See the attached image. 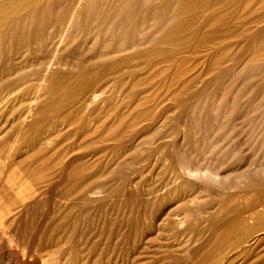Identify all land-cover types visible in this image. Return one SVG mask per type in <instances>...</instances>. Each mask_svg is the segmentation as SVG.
<instances>
[{
    "label": "rangeland",
    "instance_id": "374dc122",
    "mask_svg": "<svg viewBox=\"0 0 264 264\" xmlns=\"http://www.w3.org/2000/svg\"><path fill=\"white\" fill-rule=\"evenodd\" d=\"M188 1L95 0L48 75L76 0H44L1 34L0 79L16 90H0V264L264 263V0H211L186 32Z\"/></svg>",
    "mask_w": 264,
    "mask_h": 264
},
{
    "label": "bare ground",
    "instance_id": "6f19581e",
    "mask_svg": "<svg viewBox=\"0 0 264 264\" xmlns=\"http://www.w3.org/2000/svg\"><path fill=\"white\" fill-rule=\"evenodd\" d=\"M43 1L44 0H0V36H1V34L2 33H5L6 31H9L11 28L10 27H15V26H10V25H17L16 27H18V28H22V26H26V23L28 22L27 20H25V21H22L21 20V17H22V15L23 14H27V13H29V12H32V13H34V10H35V8H37V7H43L42 6V3H43ZM175 2H176V0H174ZM183 1V0H182ZM186 1H188V0H186ZM192 1V5L190 6V8L192 9V8H194V9H190V11H192V12H190V13H188V14H183L182 16H177V20L176 21H178V24L177 25H179V27L178 26H176L177 27V29L178 28H181L180 26H187V27H189V30L191 29V28H193L192 26L194 25L193 23H192V21H194L196 18H198L199 16H198V13L200 12V10H199V8H204V7H206V6H208L210 3V1L211 0H191ZM214 1H217V0H213V2ZM218 1H221V0H218ZM249 1H251V0H249ZM248 1V2H249ZM58 2V1H57ZM222 2V1H221ZM225 2V1H224ZM226 2H227V0H226ZM239 2V1H238ZM258 2V1H257ZM188 3H189V1H188ZM207 3H208V5H207ZM215 3V2H214ZM218 3V2H217ZM223 3V2H222ZM221 3V4H222ZM228 3H230L231 4V2L228 0ZM252 4H253V2H251ZM263 3V2H262ZM181 4H182V2H181ZM186 4H187V2H186ZM226 4V3H225ZM247 4V3H246ZM245 3H244V5H246ZM46 5V4H45ZM91 6L90 8H91V11H86L87 9H86V7L87 6ZM173 5H175V3L173 4ZM183 5V4H182ZM206 5V6H205ZM212 5H214V4H212ZM216 6V5H215ZM220 6V5H219ZM232 6V5H231ZM230 6V7H231ZM238 6H240V5H238ZM238 6H233L234 8L235 7H237L238 9L237 10H240V8L238 7ZM242 6H243V4H242ZM264 6V5H263ZM95 7H96V3H95V0H76V2L74 3V5L72 6V8H71V10H69V12H68V15H67V18L66 19H64V21H65V23H64V25H62V29H61V31L59 32V34H58V37H57V39H56V44H55V47L53 48V50H52V53H51V57H50V60L47 62V64H45L44 66H45V71H44V73L46 72V74L48 75V73L50 74V72H51V69H52V67H55V65L56 66H58V67H60V65L58 64V61H57V59H56V56L57 55H59V53L63 50V48L67 45V41L71 38V37H73V36H75V34H76V32L77 31H79L84 25H85V23H87V21H89V20H91V15L90 14H92L93 12H94V10H95ZM163 7V6H162ZM184 7V6H183ZM186 7V6H185ZM226 7V6H225ZM232 7V8H233ZM249 7L250 6H248V9H249ZM257 7V6H256ZM255 7V8H256ZM258 7H260V3L258 4ZM262 7V6H261ZM130 8V7H129ZM207 8V7H206ZM229 8V7H228ZM245 8V7H244ZM252 8H253V6H252ZM43 9L44 8H42L41 9V13L39 14V16H40V18L43 16ZM131 9V8H130ZM175 9V8H174ZM178 9H180V8H178ZM185 9V8H184ZM196 9H198L199 11L198 12H196ZM208 9V8H207ZM206 9V10H207ZM188 10V9H187ZM210 10V9H209ZM215 10H218L217 8L215 9ZM214 10V11H215ZM250 10H251V8H250ZM249 10V11H250ZM258 10V9H257ZM261 10V9H260ZM161 11V10H160ZM184 11V10H183ZM182 11V12H183ZM189 11V10H188ZM255 11V10H254ZM259 11V10H258ZM171 12V11H170ZM182 12H180V13H182ZM203 12V11H202ZM210 12H212V11H210ZM237 12V11H236ZM108 13V12H107ZM187 13V12H186ZM256 13V12H255ZM176 14H178L177 13V10H176ZM203 14V13H202ZM201 14V15H202ZM263 14V13H262ZM55 15H56V13L54 14V17H55ZM261 15V14H260ZM30 16V15H29ZM174 16V18H175V15H173ZM97 17V16H96ZM173 18V17H172ZM204 18H205V16H204ZM208 18H210V17H208ZM259 18V17H258ZM261 18H262V16H261ZM261 18H259V19H261ZM206 21L207 20H212V18H210V19H205ZM226 20V19H225ZM30 22H31V20H30ZM41 22L42 21H40V24H41ZM210 21H208V23H209ZM228 22V21H227ZM12 23V24H11ZM14 23V24H13ZM201 23V22H200ZM204 23H206V22H204ZM212 23H214V21L212 22L211 21V25L212 26H214V24H212ZM220 23V22H219ZM30 24V23H29ZM210 24V23H209ZM209 24L207 25V26H209ZM221 24V23H220ZM28 25V24H27ZM51 25H52V23H51ZM191 25V26H190ZM223 25V27H224V24H222ZM222 25H220V26H222ZM41 26V25H40ZM48 26V25H47ZM46 26V27H47ZM94 26V25H93ZM174 26V25H173ZM211 26V27H212ZM219 26V27H220ZM187 27H184V28H187ZM191 27V28H190ZM198 27H200V26H198ZM215 27V26H214ZM17 28V29H18ZM209 28H210V26H209ZM14 29V28H13ZM33 29V28H32ZM171 29V28H170ZM183 28H181V30H182ZM194 29V28H193ZM204 29H205V27H204ZM207 29V28H206ZM223 29V28H222ZM19 30V29H18ZM42 30V29H41ZM173 31L174 30H176V28L175 29H172ZM180 30V31H181ZM184 30V29H183ZM11 31V30H10ZM13 31V30H12ZM48 31V30H47ZM46 31V32H47ZM94 31V30H93ZM142 31V30H141ZM177 31H179V30H177ZM176 31V32H177ZM184 31H186V30H184ZM191 31V30H190ZM198 31V30H197ZM202 31V30H201ZM213 31V30H212ZM212 31L210 32V31H208V33L210 34V38H211V36L212 35H215L217 32L216 31H218V30H216L215 32L213 31V33H215V34H212ZM171 32V31H170ZM183 32V31H182ZM182 32H177L179 35H183L184 34V32H183V34H182ZM186 32H188V28H187V31ZM191 32H193V31H191ZM195 32V31H194ZM203 32V31H202ZM220 32V31H219ZM11 33V32H10ZM10 33H8V34H6V36L5 37H9L8 39H12V37H11V35H9ZM140 33V32H139ZM138 33V35H140ZM205 35L207 34V32L206 33H204ZM203 34V35H204ZM209 34H207V36H209ZM219 34V33H218ZM9 35V36H8ZM14 35V34H13ZM95 35V34H94ZM138 35H137V37H138ZM167 35V34H166ZM178 35V36H179ZM191 35V34H190ZM189 35V36H190ZM219 35H221V33L219 34ZM16 36V35H15ZM127 36V35H126ZM187 36V35H186ZM186 36H184V37H186ZM207 36H206V39H208L207 38ZM225 36V35H224ZM4 37V38H5ZM142 37V36H141ZM140 37V38H141ZM216 37V36H215ZM14 38V37H13ZM175 38V37H174ZM174 38H172V39H174ZM180 37H178V38H176V39H179ZM190 38V37H189ZM209 38V39H210ZM212 38H213V36H212ZM211 38V39H212ZM6 39V38H5ZM14 39H16V38H14ZM110 39H112V38H110ZM216 39V38H215ZM1 40V39H0ZM13 40V39H12ZM48 40V39H47ZM54 40V39H53ZM161 40V39H160ZM168 40V39H167ZM169 40H170V37H169ZM168 40V41H169ZM130 41V40H129ZM180 41V40H179ZM204 41H206V40H204ZM207 41H209V40H207ZM211 41V40H210ZM167 42V41H166ZM170 43H173V41L171 42V40L169 41ZM3 43V42H2ZM163 43V42H162ZM1 44V43H0ZM166 44V43H165ZM168 44V43H167ZM183 44V43H182ZM175 46V45H174ZM176 46H178V45H176ZM106 47V46H105ZM133 47H135V45L133 46ZM116 48V47H115ZM136 48V47H135ZM113 49H114V47H113ZM130 49H131V47H130ZM121 51V50H120ZM124 51V50H123ZM126 52V51H125ZM124 52V53H125ZM129 52V51H128ZM39 53V52H38ZM117 53V52H116ZM123 53V52H122ZM40 56H41V50H40ZM39 54H37L38 56H39ZM45 54V53H44ZM35 55H36V53H35ZM36 55V58L38 59V56ZM39 56V57H40ZM106 56H108V55H106ZM105 57V56H104ZM33 58V57H32ZM122 58H124V57H122ZM42 59V58H41ZM124 60V59H123ZM37 61V60H36ZM46 61V60H45ZM116 61V60H115ZM141 61V60H140ZM38 62L40 63V60H38ZM37 63V62H36ZM44 63H46V62H44ZM119 63V62H118ZM124 63H126V61L124 62ZM58 64V65H57ZM138 64V63H137ZM144 64H146V63H144ZM115 65H117V64H115ZM127 65V64H126ZM141 65V64H140ZM38 66H40V64L38 65ZM112 66H114V65H112ZM143 66V65H142ZM142 66H140V67H142ZM117 67V66H116ZM120 67V66H119ZM122 67H124V65H122ZM42 68V67H41ZM121 68V67H120ZM127 68V67H126ZM126 68L125 69H123L122 71H124V70H126ZM139 68V67H138ZM109 69V68H108ZM141 69V68H140ZM143 69V68H142ZM11 70V68L10 67H8L6 70H5V73H6V71H8V73L7 74H9V71ZM107 70V69H106ZM114 70V69H113ZM117 70H119V68L117 67ZM128 70V69H127ZM132 70V69H131ZM4 71V70H3ZM3 71H1V73H0V75H2L3 73ZM112 71V70H111ZM121 71V72H122ZM143 71V70H142ZM11 72V71H10ZM13 72L14 71H12V74L10 73L9 74V76L10 75H14L13 74ZM115 72V71H114ZM125 72V71H124ZM130 72V71H129ZM53 73V72H52ZM108 73H111L110 71L108 72ZM128 73V72H127ZM127 73H124V74H127ZM7 74H4V75H7ZM45 74V75H46ZM104 74V73H103ZM119 74V73H118ZM112 75V74H111ZM110 75V76H111ZM115 75H116V73H115ZM104 76V75H103ZM109 76V77H110ZM14 77V76H13ZM47 77V76H46ZM1 78L2 79H0V90H5L6 92L9 90V91H15L16 90V87H14V85H13V87H8L6 84L7 83H9L8 81V78L9 77H7L6 79L8 80L7 81V83H5V79L1 76ZM11 78V77H10ZM15 78V77H14ZM14 78H13V80H14ZM49 78V77H48ZM113 78V77H112ZM49 79H51V78H49ZM62 80V79H61ZM42 81H44V80H42ZM51 81V80H50ZM60 80H58V82H59ZM105 81V80H104ZM12 83V82H11ZM14 84H15V82H13ZM46 83V82H45ZM62 83V82H61ZM51 84V83H50ZM59 84V83H58ZM57 84V85H58ZM8 85H10V84H8ZM16 85V84H15ZM50 86V85H49ZM67 86V85H66ZM81 86V84L79 85V83L76 81H74V82H72L68 87H67V89L70 91V94H71V91L72 90H76L77 89V91H78V89L79 88H81L80 87ZM8 87V88H7ZM60 87V86H59ZM79 87V88H78ZM106 87V86H105ZM121 87V86H120ZM124 87V86H123ZM7 88V89H6ZM18 88V87H17ZM58 90H60V89H58ZM96 91V90H95ZM91 92V93H89V95H87V97H84L85 99H83V102L84 103H86L87 105H89V104H93L95 101H97L98 99H99V96L102 94L101 93V91H97V92ZM120 91H121V89H120ZM2 92V91H1ZM4 92V91H3ZM64 91H62V93H63ZM85 92V91H84ZM64 93H66V92H64ZM13 94V93H12ZM69 94V95H70ZM80 94V93H79ZM85 94H86V92H85ZM10 95H11V93H10ZM9 95V96H10ZM81 95V94H80ZM1 96H2V94H1ZM7 96V95H6ZM8 96V97H9ZM63 96V95H62ZM85 96V95H84ZM13 97V96H12ZM11 97V98H12ZM70 96H67L66 98H69ZM65 98V97H64ZM72 98V97H71ZM79 98V97H78ZM83 98V97H82ZM13 99V98H12ZM78 100V99H77ZM5 101H6V97L5 96H3V97H0V105H3L4 103H5ZM54 101V100H53ZM67 101H68V99H67ZM60 102V101H59ZM58 102V103H59ZM81 102V101H80ZM55 103V102H54ZM78 104V103H77ZM76 104V105H77ZM54 107V106H53ZM211 109V108H210ZM213 112V111H212ZM213 114V113H212ZM223 114V113H222ZM185 158V157H184ZM43 161V160H42ZM43 162H45V161H43ZM40 164V163H39ZM44 168V167H43ZM42 168V169H43ZM46 168V167H45ZM37 169V168H36ZM40 169V168H39ZM185 174H187L188 176H190V177H192L193 179H196V180H205L206 179V177L207 176H209V174L210 173H212L210 170H208V171H210V173L208 174L207 172L205 173V172H201L200 170H195V169H191L190 167H189V165H187V166H185ZM35 170V169H34ZM47 170V169H46ZM49 170V169H48ZM40 171V170H39ZM77 171H79V170H77ZM184 171V170H183ZM23 172V171H22ZM31 172V171H30ZM37 172V171H36ZM45 172H47V171H45ZM70 172V171H69ZM261 172V171H260ZM39 173V172H38ZM41 173V172H40ZM43 173V172H42ZM42 173H41V175H42ZM48 173V172H47ZM71 173V172H70ZM78 173V172H77ZM27 174H29V173H27ZM46 174V173H45ZM44 174V175H45ZM79 174V173H78ZM9 175V174H8ZM22 174H20V176H21ZM32 175V178H33V175H34V173L33 174H31ZM30 175V176H31ZM54 175V174H53ZM75 175V174H74ZM12 176H14V175H12ZM24 176V175H23ZM37 177H38V175H36ZM75 176H77V174L75 175ZM79 176V175H78ZM42 177V176H41ZM17 178V177H16ZM18 178H19V176H18ZM17 178V179H18ZM22 178V177H21ZM26 178H27V176H26ZM31 178V179H32ZM36 178V177H35ZM32 179V180H36V179ZM51 178V177H50ZM10 179H13L12 177L10 178ZM30 179V180H31ZM38 179H41V178H38ZM36 180V181H39V180ZM68 179V178H67ZM70 179V178H69ZM7 180V179H6ZM6 180H4V181H6ZM24 180V179H23ZM25 180H27V179H25ZM31 180V181H32ZM15 181V180H14ZM6 182H9L8 180L6 181ZM27 182V185H28V181H26ZM26 182H23L24 183V185L26 184ZM46 182V181H45ZM79 182V181H78ZM11 183V182H10ZM14 183V182H13ZM21 183V182H20ZM19 183V185L21 186V184ZM23 183H22V185H23ZM50 183V182H49ZM73 183V182H72ZM252 183V182H251ZM5 184H9V183H5ZM30 184V183H29ZM63 184V183H62ZM27 185H25V186H27ZM37 186H38V184H36ZM41 185H43V184H41ZM71 185V184H70ZM24 186V187H25ZM34 186V185H33ZM39 186H40V184H39ZM13 187H14V185H13ZM12 187V188H13ZM16 187H18V186H16ZM30 187H32V186H30ZM72 187V186H71ZM81 187H83V185L81 186ZM23 187H18L17 189H22ZM35 188V187H34ZM38 188V187H37ZM45 188V187H44ZM77 188V187H76ZM9 189V188H8ZM39 189V188H38ZM43 189V188H42ZM71 189V188H70ZM11 190V189H10ZM14 190V189H13ZM12 190V191H13ZM40 190V189H39ZM79 190H81V188H79ZM15 191V190H14ZM13 191V193L14 194H12V196L14 197L13 199H11L12 200V202L15 200V192ZM20 191V193H21V190H19ZM35 191H37V190H35ZM70 191V190H69ZM7 192V191H6ZM77 192H78V189H77ZM92 192V191H91ZM9 193V192H8ZM27 193V192H26ZM39 193V192H38ZM41 193V192H40ZM69 193V192H68ZM68 193H67V195H68ZM96 193V192H95ZM5 194V193H4ZM21 194H23V192L21 193ZM21 194H19L20 196H22ZM29 194V193H28ZM27 194V195H28ZM33 194V193H32ZM37 194V193H36ZM74 195L75 194V192L74 193H71V195ZM77 194V193H76ZM90 194V193H89ZM249 194V193H248ZM8 195V194H7ZM18 195V194H17ZM16 195V196H17ZM26 195V196H27ZM40 195V194H39ZM93 195H95V194H93ZM252 195V194H251ZM9 196V195H8ZM7 196V197H8ZM32 196H34V195H32ZM88 196V195H87ZM92 196V195H91ZM96 196H97V194H96ZM17 197H19V196H17ZM16 197V199L17 200H15V202L17 203V201H18V199L19 198H17ZM71 196H69L68 197V199L70 198ZM249 197V196H248ZM247 197V198H248ZM11 198V197H10ZM23 198V197H22ZM29 198V197H28ZM31 198V197H30ZM38 198V197H37ZM36 198V200H38ZM66 199H67V197H65ZM45 199V198H44ZM67 199V200H68ZM21 200H23V199H21ZM27 200V199H26ZM257 200H259V199H257ZM10 201V200H9ZM28 201V200H27ZM31 201V200H30ZM33 201V200H32ZM64 201V200H63ZM242 201H243V199H242ZM242 201H241V203H242ZM62 202V201H61ZM60 202V203H61ZM66 202V201H65ZM72 202V201H71ZM18 203H20V202H18ZM36 203V202H35ZM67 203V202H66ZM94 203V202H93ZM21 204V203H20ZM24 204V203H23ZM81 204H84L83 202L81 203ZM95 204V203H94ZM22 205V204H21ZM63 205H65V204H63ZM264 206V204H261V207H263ZM52 206V205H51ZM68 206V205H67ZM244 206V205H243ZM23 207V206H22ZM57 207V206H56ZM70 207V206H69ZM83 207V206H82ZM252 207H253V205H252ZM18 208H20V207H18ZM17 208V209H18ZM50 208H53V207H50ZM70 208H72V207H70ZM73 208H75V207H73ZM264 208V207H263ZM261 209V211H263L264 209ZM23 209V208H22ZM60 209H61V207H60ZM69 209V208H68ZM2 210V209H1ZM0 210V211H1ZM5 210V209H4ZM31 210V209H30ZM55 210H56V208H55ZM96 210H97V207H96ZM253 210V209H252ZM14 211H16V209L14 210ZM24 211V210H23ZM52 212V214H53V210H51ZM57 211V210H56ZM59 211V210H58ZM69 211H71V209L69 210ZM68 211V212H69ZM42 212V211H41ZM72 212V211H71ZM96 212V211H95ZM9 213H12V211L11 212H9ZM24 213V212H23ZM60 212H58V214H59ZM66 213V212H65ZM70 213V212H69ZM68 213V214H69ZM218 213V212H217ZM21 214H22V212H21ZM57 214V213H56ZM67 214V215H68ZM250 214V213H249ZM255 214V213H254ZM262 214V213H261ZM1 215V214H0ZM18 215V214H17ZM55 215V214H54ZM64 215H66V214H64ZM74 215H75V213H74ZM5 216V215H4ZM22 216V215H21ZM53 216V215H52ZM218 216H220V215H218ZM249 216V215H248ZM247 216V217H248ZM262 216H264V211H263V215ZM19 217H20V215H19ZM51 217V216H50ZM54 217V216H53ZM59 217V216H58ZM74 217V216H73ZM82 217V216H81ZM217 216H215V218H216ZM246 217V216H245ZM14 218V217H13ZM66 218H68V217H66ZM212 218V217H211ZM210 218V219H211ZM220 218V217H219ZM250 218V217H249ZM4 219V218H3ZM8 219V218H7ZM17 219H19V218H17ZM52 219V218H51ZM61 219V218H60ZM65 219V218H64ZM97 219V218H96ZM62 220V219H61ZM212 220H214V219H212ZM211 220V221H212ZM263 220V219H262ZM9 221V220H8ZM11 221V220H10ZM16 221V220H15ZM98 221V220H97ZM96 221V222H97ZM264 221V220H263ZM45 222H47V221H45ZM48 222H49V220H48ZM62 222V221H61ZM65 222V221H64ZM73 222V221H72ZM86 222H87V220H86ZM94 222H95V220H94ZM93 222V223H94ZM110 222V221H109ZM108 222V224L110 225V223ZM261 222V221H260ZM44 223V222H43ZM81 223H82V219H81ZM100 223H102L103 224V222L101 221ZM105 223V222H104ZM112 223V222H111ZM187 223V222H186ZM246 223V222H245ZM249 223V222H248ZM3 224V223H2ZM1 224V225H2ZM8 224V223H7ZM6 224V225H7ZM11 224H12V222H11ZM91 224H92V222H91ZM106 225H107V223H105ZM195 224V223H194ZM43 225H45V224H43ZM50 225H52V224H50ZM58 225V224H57ZM88 225V224H87ZM99 225H101V224H99ZM200 225V224H199ZM201 225H203V224H201ZM214 225V224H213ZM8 226V225H7ZM6 226V227H7ZM12 226V225H11ZM35 226V225H34ZM55 226V225H54ZM71 226V225H70ZM96 226H97V224H96ZM95 226V227H96ZM108 226V225H107ZM177 226V225H176ZM193 226V225H192ZM260 226V225H259ZM9 227V226H8ZM51 227V226H50ZM73 227V226H72ZM80 228H81V226H79ZM94 227V225H92V227L91 228H93ZM100 227V226H99ZM109 227V226H108ZM140 227V226H139ZM199 227V226H198ZM201 227V226H200ZM234 227H236V226H234ZM10 228V227H9ZM8 228V229H9ZM19 228V227H18ZM44 228V227H43ZM84 228V227H83ZM90 228V227H89ZM101 228V227H100ZM107 228V227H106ZM109 228H111V227H109ZM193 228V227H192ZM218 228V227H217ZM240 228V227H239ZM246 228V227H245ZM23 229V228H22ZM41 229V228H40ZM70 229V228H69ZM86 229V228H85ZM155 229H157V228H155ZM200 229V228H199ZM14 230H16L15 228H14ZM73 230V229H72ZM89 230H91V229H89ZM113 230V229H112ZM143 230V229H142ZM197 230H198V228H197ZM211 230V229H210ZM219 230H220V228H219ZM11 231V230H10ZM23 231V230H22ZM60 231H61V229H60ZM88 231V230H87ZM206 231V230H205ZM209 231V230H208ZM214 231V230H213ZM233 231H236V230H233ZM259 231V230H258ZM258 231H256V232H258ZM262 231V230H261ZM41 232V231H40ZM43 232V231H42ZM41 232V233H42ZM53 232V231H52ZM62 232H64V230L62 229ZM70 232V231H69ZM90 233L92 232V231H89ZM88 232V233H89ZM96 232H97V230H96ZM221 232V231H220ZM222 232H223V230H222ZM18 233V232H17ZM22 233V232H21ZM66 233H68V232H66ZM89 233V234H90ZM197 233V232H196ZM210 233V232H209ZM215 233V232H214ZM213 233V234H214ZM225 233V232H224ZM252 233H254L253 231H252ZM12 234H14V233H12ZM24 234V233H23ZM53 234V233H52ZM94 234V233H93ZM212 234V235H213ZM220 234V233H219ZM233 234H235L234 232H233ZM46 235V234H45ZM57 235V234H56ZM71 235V234H70ZM77 235H79V234H77ZM196 236L198 235V234H195ZM228 235V234H227ZM230 235H232V234H230ZM243 235V234H242ZM10 236V235H9ZM18 236V235H17ZM44 236V235H43ZM51 236V235H50ZM99 236V235H98ZM216 236V235H215ZM262 236V235H261ZM37 237H39L40 238V235L39 236H37ZM47 237V236H46ZM46 237H45V239H46ZM58 237H59V235H58ZM70 237V236H69ZM79 237V236H78ZM186 237V236H185ZM199 237H200V235H199ZM221 237V236H220ZM245 237H246V235H245ZM6 238V237H5ZM4 238V239H5ZM11 238V237H10ZM19 238H20V236H19ZM18 238V239H19ZM43 238V237H42ZM41 238V239H42ZM82 238V237H81ZM88 238V237H87ZM91 238V237H90ZM96 238H98V237H96ZM202 238V237H201ZM211 238V237H210ZM239 238V237H238ZM259 238V237H258ZM38 239V238H37ZM59 239V238H58ZM84 239H85V237H84ZM195 239V238H194ZM216 239V238H215ZM242 239V238H241ZM244 239V238H243ZM246 239V238H245ZM22 240V239H21ZM28 239L26 238V241H27ZM39 240V239H38ZM37 240V241H38ZM48 240V239H47ZM56 240V239H55ZM66 240V239H65ZM79 240H81V239H79ZM86 240V239H85ZM184 240V239H183ZM182 240V241H183ZM197 240V239H196ZM199 240H200V238H199ZM223 240H226V239H224L223 238ZM234 240V239H233ZM235 240H236V238H235ZM1 241V240H0ZM5 241H7V239L5 240ZM23 241V240H22ZM26 241H25V243H26ZM46 241V240H45ZM64 241V240H63ZM74 241H75V239H74ZM77 242H78V239L76 240ZM84 241V240H83ZM220 241V240H219ZM240 241V240H239ZM255 241V240H254ZM254 241H253V243H254ZM24 242V241H23ZM207 242V241H206ZM220 242H222V240L220 241ZM237 243L238 241H234V243ZM249 242V241H248ZM29 243V242H28ZM38 243V242H37ZM78 243H80V242H78ZM194 243H197V241H195ZM205 243V242H204ZM222 243H224V242H222ZM22 244V243H21ZM34 244H35V242H34ZM42 244H43V242H42ZM45 244V243H44ZM52 244V243H51ZM54 244V243H53ZM53 244H52V246H53ZM182 244V243H181ZM183 244H185V243H183ZM221 244V243H220ZM245 244V243H244ZM19 245H20V243H19ZM23 245H24V243H23ZM39 245V244H38ZM77 245V244H76ZM76 245H75V248H76ZM81 245V244H80ZM101 245V244H100ZM10 247H11V245H9ZM34 246V245H33ZM36 246V245H35ZM211 246V245H210ZM214 246V245H213ZM216 246V245H215ZM215 246L213 247V248H215ZM253 246V245H252ZM257 246V245H256ZM263 246V245H262ZM0 247H2V249H3V246H0ZM17 247V246H16ZM24 247H26V246H24ZM40 247V246H39ZM42 247V246H41ZM90 247V246H89ZM96 247V246H95ZM222 247H223V244H222ZM226 247V246H225ZM224 247V248H225ZM241 247V246H240ZM32 248H34V247H32ZM65 248H67V247H65ZM87 248V247H86ZM97 248V247H96ZM133 248V247H132ZM203 248V247H202ZM233 248V247H232ZM8 249V248H7ZM35 249V248H34ZM63 249V248H62ZM88 249V248H87ZM207 249V248H206ZM217 249V248H216ZM245 249H247V247L245 248ZM250 249V248H249ZM47 250H49V249H47ZM46 250V251H47ZM51 250V249H50ZM53 250H54V247H53ZM58 250H59V248H58ZM83 250H86V249H83ZM209 250V249H208ZM213 250V249H212ZM219 250V249H218ZM248 250V249H247ZM0 251H2V250H0ZM13 251V250H12ZM15 251H16V248H15ZM33 251V250H32ZM45 251V252H46ZM97 251V250H96ZM204 251V250H203ZM223 251L225 252L226 250H224L223 249ZM222 250L220 251V252H223ZM229 251V250H228ZM242 251H244V249L242 250ZM256 251V250H255ZM34 252V251H33ZM93 252V251H92ZM201 252V251H200ZM233 252H234V250H233ZM5 253H6V251H5ZM20 253V252H19ZM208 253H209V251H208ZM227 253V252H226ZM8 254V253H7ZM80 254V253H79ZM78 254V255H79ZM82 254V253H81ZM85 254V253H84ZM87 254H90V253H87ZM172 254V253H171ZM200 254V253H199ZM201 254H202V252H201ZM215 254L217 255V253L215 252ZM215 254H214V256H215ZM221 254V253H220ZM66 255H68V254H66ZM83 255V254H82ZM81 255V256H82ZM198 255V254H197ZM9 256L10 255H8V257H6V258H9ZM13 255H11L10 257H12ZM46 256V255H45ZM69 256V255H68ZM80 256V255H79ZM175 256V255H174ZM196 256V255H195ZM218 256V255H217ZM217 256H216V258H217ZM5 257V256H4ZM14 257V256H13ZM16 257H18V256H16ZM20 257H22L21 255H20ZM137 257V256H136ZM222 257V256H221ZM221 257H219L218 256V258H221ZM15 258V257H14ZM19 258V257H18ZM17 258V259H18ZM56 258V257H55ZM108 258H110V257H108ZM217 258V259H218ZM19 259H21V258H19ZM27 259H29V258H27ZM64 259V258H63ZM94 259V258H93ZM137 259V258H136ZM201 260H202V258H200ZM6 260V259H5ZM39 260H41V259H39ZM48 260V259H47ZM204 260V259H203ZM57 261V260H56ZM74 262V261H73ZM91 262H93V261H91ZM98 262V261H97ZM100 262V261H99ZM98 262V263H99ZM193 262H194V260H193ZM200 262V261H199ZM202 262V261H201ZM204 262V261H203ZM203 262H202V264H203ZM206 262V261H205ZM208 262V261H207ZM210 262V261H209ZM217 262V261H216ZM216 262H213L212 263V261H211V263L212 264H217ZM222 262H223V259H222ZM264 262V261H263ZM66 263H67V261H66ZM81 263V262H80ZM85 263V262H84ZM210 263V264H211ZM91 264H94V262L93 263H91ZM223 264V263H222ZM264 264V263H263Z\"/></svg>",
    "mask_w": 264,
    "mask_h": 264
}]
</instances>
